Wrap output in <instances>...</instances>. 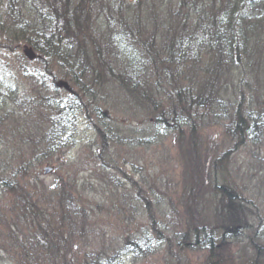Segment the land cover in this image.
I'll return each instance as SVG.
<instances>
[{
  "label": "trees",
  "instance_id": "1",
  "mask_svg": "<svg viewBox=\"0 0 264 264\" xmlns=\"http://www.w3.org/2000/svg\"><path fill=\"white\" fill-rule=\"evenodd\" d=\"M167 1L161 7L148 0H0V56H19L20 74L40 95H20L18 86L0 91V148L10 140L3 128L21 111L43 129L41 136L39 130L20 136L35 150L15 158L8 152L0 162V264H121L126 255L144 260L158 252L150 233L165 250L162 264H198L196 252L204 254L202 264L229 263L230 238L239 264H264L258 227L246 237L237 234L250 226L248 219L254 216L259 226L264 217L251 213L228 171L238 148L264 140V100L242 88L247 77L264 79V0ZM23 45L35 51L29 63ZM220 75L234 82L231 93ZM112 108L125 119L112 118ZM80 115L95 126L99 145L71 168L120 174L124 184L113 179L111 188L115 208L88 205L74 195L87 189L59 175L58 190L56 182L46 186L40 178L37 165L64 148ZM214 126L227 139L223 150L207 132ZM19 130L15 134L26 128ZM165 141L180 156L175 197L169 181L152 180L137 165L134 179L108 157ZM110 212L123 226L134 218L146 224L86 251L102 237L87 220Z\"/></svg>",
  "mask_w": 264,
  "mask_h": 264
},
{
  "label": "rangeland",
  "instance_id": "2",
  "mask_svg": "<svg viewBox=\"0 0 264 264\" xmlns=\"http://www.w3.org/2000/svg\"><path fill=\"white\" fill-rule=\"evenodd\" d=\"M136 1L137 0H124V2L126 3L129 2L130 4H133ZM148 1H154L156 2L155 3L156 5L158 6L160 5L161 7L168 4L167 0H148ZM162 3L164 4L163 6ZM173 4H175V0H172L170 2V5ZM140 13H144V12H140ZM142 17L144 19L146 15L143 14ZM21 52H22V56L26 59L28 63L34 60V59L31 61L28 60V58L24 55L23 48H21ZM33 52L35 54L34 50ZM19 58H20L19 56H13L12 58L9 57L5 59L0 56V91L6 89L7 85L11 87L18 86L20 87V89L21 88L24 89L20 91V95H22L23 93L24 96L26 94V96L29 95L35 96L37 99H39L40 95H38L35 88H33L32 86L33 82L29 80L30 77H26L22 73L20 74L22 69L21 67H23L24 64L18 65L16 61H18ZM203 67L204 66H201L200 69L202 70ZM202 72L203 71L199 72L197 77H202ZM221 77L222 76L220 75V78ZM252 78L249 77L246 78L247 80L246 83L242 85L243 90L245 91L246 89L249 90L252 89L253 93L255 92L260 100L261 99L264 100V79L260 77L256 79L255 78L252 79ZM222 83L227 89L226 91L227 94H229V92L231 93L232 87L234 86V82H229L222 77ZM36 113L38 114L37 121L40 124H42L43 119L42 117H40L39 111L37 109L35 110V116ZM111 113H112L111 116H113L112 118H118L120 120L125 119L123 118L124 116L123 112H120L119 110L114 112L112 108ZM23 114L24 113L21 111V114L15 117L12 122L6 124V126L3 128L4 131L3 134L4 135L7 134V138L8 135H10V140L6 141L7 142L6 146L0 148L1 163L2 161L6 160L5 158L8 156V152H12L16 154L14 156L15 158L18 156V153H20L21 155L27 151L31 152L35 150L34 148H28V146H25V144L20 140V136L23 135V132L25 134L30 133L32 137L33 134H35L38 130H39L38 136H41V134L43 133V129H41L40 126L34 127L35 124H33L32 122H26L23 116H21ZM73 122L75 123L74 127L67 133V139H65L64 148L55 151L51 156L52 158L50 161H43V163L37 165V167H39V171L42 173L40 174V178L43 181L44 185L48 186L50 184H53L54 182L58 184V181H54V180L57 177V175H59V178L60 177L64 178L63 181H65L66 178V180H69V183L71 184L75 183L77 186H81L83 188V191L87 189V191L84 193V196L78 194L76 191L74 192V195L76 197L79 195V198L80 196H82L83 197L82 199L84 200L88 199L87 202L88 205H95V203L98 202L99 203L98 205L104 203L105 207L110 206L115 208L117 201L113 197V192L111 191V188L113 185V179H117L119 181L118 182L119 185L124 184L122 181L123 180L122 176L120 174H118L115 170H108V171L97 170L96 172L84 171V172L75 173L76 171H73L71 168L70 164H72L73 162L77 161L80 158L86 157L90 153V151L96 152L97 151L96 147L97 145H99L98 137H97L98 135L96 133L97 130L95 126H93L92 122H89L87 119L82 117V115H80V117H77V119L74 120ZM26 125H29V127H27ZM22 127L26 128V130L21 131L18 134H15L19 132L20 131L19 129ZM207 132L210 133L211 139L215 143L216 142L219 143V150H223L228 146V143L225 142L227 141V139L225 138L224 135H222L220 128L214 126L213 128H208ZM259 144L260 145L248 144L246 146L238 148V150L230 157L231 161L228 167V171L230 173V176L235 180L238 190L244 196L245 203L249 207L251 213H253V215L258 213L260 216L264 217V140ZM143 148L146 149L144 150ZM143 148H139L138 151H135L134 149L128 151V149L123 148L122 152L117 154L118 156L116 155V153L114 154V152L110 151V155L108 157L109 159H111L112 162H115V164L118 167L123 168L124 172L130 173L129 175L131 177H134L133 173H131L133 171V165H137V167H140L141 171H143L144 168H147L146 170H148L150 174L154 175L152 176L153 177L152 180H154L155 177L160 176L162 180H164L163 182L169 181L170 191H172L169 195L175 197L176 196L175 193H178L180 191L179 189L181 188V183H179L181 169L178 167L180 156L177 149L172 146L170 141H165L163 145L159 144L157 146H147ZM37 149L42 151V145L40 144ZM62 162L63 164H61ZM159 183L160 182H158V184ZM55 189L56 190L59 189V184L58 187ZM118 193L120 192L118 191ZM118 193H116V196L119 199L120 197ZM134 195L135 193H133V196ZM173 199L177 200L176 198ZM218 207L219 206H215V209H218ZM164 208L166 209V207ZM209 209H210L209 210L210 214H212L214 207L210 206ZM109 214L110 215H107L106 213L105 214L102 213L95 216L94 219L98 218V220H94L93 218L91 220H87V222L90 221L89 223H91L92 226H96L97 229H99L98 235L99 236L101 235L102 237L97 238L93 242H90L88 240L87 243L90 242L92 245L90 244L91 247L89 246L85 248L86 251L88 252L93 251L92 249L98 248L101 245L106 246L108 242H111L112 237L115 238L118 237L119 232L122 233L124 229L136 227L137 224L138 225L146 224V218H142V220H139L133 217L134 221L130 222L131 223L130 226L128 225L123 226V224L120 223L121 217L119 215L114 216L112 212H110ZM118 217H120V220L118 221L119 226H117L116 221H114V218L116 220V218ZM248 221H249L248 225L250 226L244 230L242 228H239L240 232L237 233L239 234L238 237L240 236L246 237L247 235L251 234L253 230H256L258 227V232L261 235L259 236L260 241L264 243V224L257 226L254 223V216L253 218L248 219ZM110 224H113L115 227H113ZM214 230H216V228ZM215 232L218 233V231ZM148 238L152 244L151 248L158 249V252L154 256L148 257L147 259L144 260H139L138 257H135L133 255H126L122 258L121 264H162L163 263L162 259L165 254V250L163 249V247H161L160 242L155 240L154 236L151 233L148 235ZM227 241H228L226 243L227 256L230 257L232 261L225 264H239L238 257L240 254L237 252L238 251L237 245L231 244L232 242L231 238ZM119 242L120 241L117 242L113 241V245L115 244L116 246L119 247ZM185 252L187 256H190L189 251H185ZM193 257L197 259L198 264H202L203 258H205L204 254L199 252H196L195 256Z\"/></svg>",
  "mask_w": 264,
  "mask_h": 264
},
{
  "label": "water",
  "instance_id": "3",
  "mask_svg": "<svg viewBox=\"0 0 264 264\" xmlns=\"http://www.w3.org/2000/svg\"><path fill=\"white\" fill-rule=\"evenodd\" d=\"M23 52H24V55L28 58V60H33L35 58V54L32 50L31 47H27V46H24L23 48ZM58 86H63L65 89H69V87L67 86V84L65 82H59L57 83Z\"/></svg>",
  "mask_w": 264,
  "mask_h": 264
},
{
  "label": "bare ground",
  "instance_id": "4",
  "mask_svg": "<svg viewBox=\"0 0 264 264\" xmlns=\"http://www.w3.org/2000/svg\"><path fill=\"white\" fill-rule=\"evenodd\" d=\"M24 46H27V45H24ZM24 46L22 47V48H24ZM27 47H29V46H27ZM67 90V89H66ZM67 91H70V89H68Z\"/></svg>",
  "mask_w": 264,
  "mask_h": 264
}]
</instances>
